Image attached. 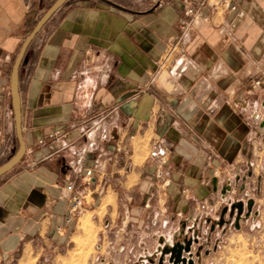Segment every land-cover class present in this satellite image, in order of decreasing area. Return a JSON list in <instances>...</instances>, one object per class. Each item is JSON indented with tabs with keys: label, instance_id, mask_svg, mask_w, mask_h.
<instances>
[{
	"label": "crops",
	"instance_id": "0c3cea01",
	"mask_svg": "<svg viewBox=\"0 0 264 264\" xmlns=\"http://www.w3.org/2000/svg\"><path fill=\"white\" fill-rule=\"evenodd\" d=\"M45 1L0 0V144L12 137L10 60ZM160 1L67 0L30 43L19 69L25 153L0 177V263L73 226L64 185L80 189L87 168L86 205L118 182L130 220L168 210L170 240L213 204L199 201L215 169L247 183L241 169L264 131V0H232L206 21L185 15L183 0ZM56 128L59 143L48 136ZM162 146L158 179L148 154ZM176 212L185 218L171 222Z\"/></svg>",
	"mask_w": 264,
	"mask_h": 264
},
{
	"label": "rangeland",
	"instance_id": "374dc122",
	"mask_svg": "<svg viewBox=\"0 0 264 264\" xmlns=\"http://www.w3.org/2000/svg\"><path fill=\"white\" fill-rule=\"evenodd\" d=\"M134 1L152 3L155 0ZM51 3L52 0H48L38 7L31 27ZM26 35H23L11 57L8 82L14 58ZM8 125L11 126L12 137L7 139L4 136L3 144H0V164L8 160L18 148L12 112L8 117ZM0 129H5V126ZM258 136L255 145H251L250 160L241 169V177L248 178L247 183L238 178L224 180L223 174L217 171L220 186L210 192V197L207 195L199 201L202 205L207 203L208 198V204L213 202L214 205L204 207L203 214L191 228L187 229L188 225H184L182 231L171 240L168 237H173V233L167 235L169 225L164 226L170 216L168 210L163 214L159 212L160 215L153 213L142 218L143 224H138L130 220L123 206L122 184L114 182L109 187L101 183L94 201L87 196V205L71 223L73 226L69 230L63 234L52 232L45 239L35 240L32 247H21L8 261L0 264H158L160 257L161 264H171L168 255L162 254V249L177 240L182 241L185 236L192 239L190 251L193 264H264V131ZM233 171L231 168L230 172ZM228 185L233 188L231 196L228 197L229 192L226 191L222 197L221 190ZM209 198H214V201ZM250 198L253 205L249 214L245 215V207L238 226H235L236 210L230 215V204L240 200L245 204ZM224 206L227 210L222 215ZM176 214L171 222L185 218L184 213ZM221 217L223 222L219 224ZM153 219L156 223H153ZM185 223L189 224L186 220ZM183 255L189 257L186 253Z\"/></svg>",
	"mask_w": 264,
	"mask_h": 264
},
{
	"label": "water",
	"instance_id": "95a60500",
	"mask_svg": "<svg viewBox=\"0 0 264 264\" xmlns=\"http://www.w3.org/2000/svg\"><path fill=\"white\" fill-rule=\"evenodd\" d=\"M67 0H54L53 3L45 10V12L41 15V17L36 21L32 29L23 39L18 52L14 58L13 64L10 70L9 76V91H10V99H11V107L13 113V123H14V131L16 135V139L18 142V148L15 153L4 163L0 165V176L13 168L23 157L25 153V141L23 138L22 132V121H21V105H20V94H19V69L23 57L35 36L39 33L42 27L46 24V22L52 17V15L66 2ZM227 190H230V186H224L221 190L222 194H225ZM253 205V200L250 198L244 204L243 201H235L232 202L229 206V214H235V226H238V220L241 217L242 213L245 212L244 208L246 207L245 215H248L251 207ZM227 210V207L224 206L222 209V215ZM223 218L219 220V224H222ZM191 237H184L182 241L177 240L173 244L169 246H165L162 249V254L168 255V261L171 264H180L187 263L193 264V260L191 259ZM186 253L189 257L183 255ZM162 257H160L158 264H161Z\"/></svg>",
	"mask_w": 264,
	"mask_h": 264
},
{
	"label": "built area",
	"instance_id": "2783aa9c",
	"mask_svg": "<svg viewBox=\"0 0 264 264\" xmlns=\"http://www.w3.org/2000/svg\"><path fill=\"white\" fill-rule=\"evenodd\" d=\"M156 5H160L161 1L160 0H155L154 1ZM183 6H184V14L190 17H196L199 16L201 17L204 21H206L209 17V11H221V12H226V11H231L236 8V5L233 3L232 0H183ZM190 26V20H182L180 23V27L184 30L187 29ZM261 84V79L258 78L254 80L251 84V88L259 87ZM256 117H258L256 115ZM262 125H264V117L261 118ZM99 121L95 123V126L98 127ZM2 130L0 129V132ZM66 135V132L62 128H56L54 129L51 133H49V138L54 143H59L60 142V137H63ZM44 139H38V144H43ZM164 151L165 148L162 147H155L151 152H150V159L154 160L157 162V167L155 169V176L156 178L160 179L162 176V165L165 163V158H164ZM35 159L29 160L30 165L35 164ZM93 171L94 169L87 168L82 171L81 177H80V182H81V188L79 189L76 187L75 183L71 180H68L64 187L65 190L69 193V202L70 205L67 210V216L65 218L66 223L71 224L75 219L79 217V214L83 210V207L85 205V195L82 192V189H85V187L89 186L91 183V178L93 176ZM214 179H213V191L217 190L218 184H219V179L217 175V170L215 169L213 171ZM162 183L168 184V179L164 180ZM230 188H232L230 186ZM227 190V191H231ZM225 195V194H224ZM222 194V197L224 196ZM147 205V204H146ZM61 230L60 226L55 227V231L59 233Z\"/></svg>",
	"mask_w": 264,
	"mask_h": 264
}]
</instances>
